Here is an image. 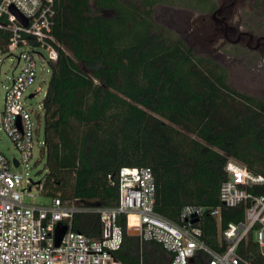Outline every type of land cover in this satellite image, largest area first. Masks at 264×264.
Listing matches in <instances>:
<instances>
[{"label": "trees", "instance_id": "trees-1", "mask_svg": "<svg viewBox=\"0 0 264 264\" xmlns=\"http://www.w3.org/2000/svg\"><path fill=\"white\" fill-rule=\"evenodd\" d=\"M117 5V0L56 3L52 35L58 59L49 63L43 100L46 194L83 207H116L120 169L149 167L155 211L184 225L186 207L205 208L201 240L223 253L227 245L211 211L221 206L229 160L264 178V100L231 88L225 67L195 56L180 40L164 45L160 37L141 33L139 28L152 26L145 8ZM107 8L115 9L112 18L102 15ZM7 44L0 30V49ZM245 213V204L221 207L222 229L244 221ZM71 224L92 238L101 234L97 214H77ZM119 224L124 243L114 254L120 262L170 264L161 245L141 244L128 234L125 216ZM239 253L251 264H264L252 238ZM205 260L202 255V264Z\"/></svg>", "mask_w": 264, "mask_h": 264}, {"label": "built area", "instance_id": "built-area-1", "mask_svg": "<svg viewBox=\"0 0 264 264\" xmlns=\"http://www.w3.org/2000/svg\"><path fill=\"white\" fill-rule=\"evenodd\" d=\"M57 1L0 0V30L8 36L7 46L0 49V73L8 59L16 61L0 109V131L21 155L20 160L9 159L0 149V264H123L114 254L124 243L120 216L126 218L127 231L139 232L141 244L161 245L171 256L170 264H202V255L205 264H251L239 253L241 244L249 238L264 255V178L234 160L225 166L221 206L211 211L218 219L220 239L227 245L223 253L215 252L201 240L202 229L198 224L205 208L186 207L181 215L184 225H177L155 211L156 182L149 167L120 169L116 177L119 188L116 207H83L74 200L68 204L59 198H53L49 206L25 202V195L32 196V188L37 184L13 169L33 158L36 143L43 154L45 141H40L41 127L35 125L24 99L41 92L39 87L28 96L37 77L36 58L43 65L58 59V44L52 35ZM16 50H21L18 56L14 55ZM108 179L113 182L114 177L109 175ZM243 204L245 220L222 229L221 207L236 208ZM83 213L99 216V238L72 229L75 215ZM59 223L66 224L68 230L57 246Z\"/></svg>", "mask_w": 264, "mask_h": 264}, {"label": "flooded vegetation", "instance_id": "flooded-vegetation-1", "mask_svg": "<svg viewBox=\"0 0 264 264\" xmlns=\"http://www.w3.org/2000/svg\"><path fill=\"white\" fill-rule=\"evenodd\" d=\"M125 3L146 9L152 26L139 31L160 37L164 45L173 38L195 56L225 68L264 72V0H117L120 8ZM101 13L112 18L116 11L107 8Z\"/></svg>", "mask_w": 264, "mask_h": 264}, {"label": "rangeland", "instance_id": "rangeland-1", "mask_svg": "<svg viewBox=\"0 0 264 264\" xmlns=\"http://www.w3.org/2000/svg\"><path fill=\"white\" fill-rule=\"evenodd\" d=\"M21 50H16L14 55L18 56ZM46 56V53H43ZM38 62L37 77L35 84L30 88L28 96L33 94L41 87V92L34 98H25L24 102L33 116V121L38 127L40 125V141H45V122H44V110L43 100L46 95L49 80L51 78V69L49 64L43 65L39 58H36ZM15 59H8L0 73V109L3 107L6 88L10 85L13 78V70L15 68ZM229 65V63H228ZM230 66V65H229ZM226 66L228 72V83L236 91L261 98L264 100V72H259L257 69H245L243 66ZM19 68L15 75L18 74ZM38 115H37V114ZM41 146L36 143L34 148V156L27 163L13 169L24 175L25 178H30L34 183H41V186H34L32 188V196L25 195V202L31 205L37 206H49L52 198L46 194L45 184L47 180V159L42 155ZM0 149L9 158L21 159L19 151L15 148L13 143L9 140L7 135L0 131Z\"/></svg>", "mask_w": 264, "mask_h": 264}, {"label": "water", "instance_id": "water-1", "mask_svg": "<svg viewBox=\"0 0 264 264\" xmlns=\"http://www.w3.org/2000/svg\"><path fill=\"white\" fill-rule=\"evenodd\" d=\"M15 13L17 14L18 17H20V15L15 11ZM25 24H26V21H25ZM37 185H40L41 183L38 182L36 183ZM197 221V219L193 220V222ZM68 230V226L64 223H59L58 226H57V232H56V245L59 246L65 233L67 232ZM128 234L129 235H132V236H138L139 235V232L137 230H130L128 231Z\"/></svg>", "mask_w": 264, "mask_h": 264}]
</instances>
